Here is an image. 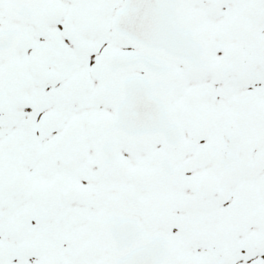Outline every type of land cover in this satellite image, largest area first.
I'll return each instance as SVG.
<instances>
[{
    "label": "snow or ice",
    "instance_id": "snow-or-ice-1",
    "mask_svg": "<svg viewBox=\"0 0 264 264\" xmlns=\"http://www.w3.org/2000/svg\"><path fill=\"white\" fill-rule=\"evenodd\" d=\"M0 264H264V0H0Z\"/></svg>",
    "mask_w": 264,
    "mask_h": 264
}]
</instances>
